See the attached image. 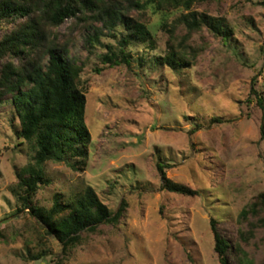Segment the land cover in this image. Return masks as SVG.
<instances>
[{
    "label": "rangeland",
    "instance_id": "obj_1",
    "mask_svg": "<svg viewBox=\"0 0 264 264\" xmlns=\"http://www.w3.org/2000/svg\"><path fill=\"white\" fill-rule=\"evenodd\" d=\"M119 4L154 39L153 46L129 47V65L100 61L105 45L118 47L119 36H106L95 19H71L47 30L57 47L83 66L91 140L80 168L45 163V183L32 202L48 209L54 195L68 197L89 186L113 215L122 202L123 210L113 223L82 232L64 253L16 199L18 174L33 162V151L15 133L10 94L2 95L0 264H220L212 219L229 245V264H237L236 246L251 264H264L259 216H241L264 193V0L194 3L192 10L230 29L226 42L206 27L189 32L177 21L186 11ZM94 29L103 35L91 48L86 40ZM8 31L1 26L0 37ZM171 45L191 59L188 68L157 63ZM158 163L167 165L168 179L198 194L162 190Z\"/></svg>",
    "mask_w": 264,
    "mask_h": 264
},
{
    "label": "trees",
    "instance_id": "obj_2",
    "mask_svg": "<svg viewBox=\"0 0 264 264\" xmlns=\"http://www.w3.org/2000/svg\"><path fill=\"white\" fill-rule=\"evenodd\" d=\"M124 1L138 9L152 6L161 12L183 10L187 13L177 21L184 22L189 32L206 27L225 42L231 36L230 29L221 20L192 10L198 0ZM71 19L85 22L95 19L107 30L106 36H119L118 47L105 45L107 51L100 56V61L111 67L129 65L130 46L146 43L153 46L154 42L147 26L125 14L119 0H0V27L6 24L10 28L0 37V96L10 94L19 126L15 133L19 139L30 143L33 151V162L18 174L16 199L64 253L79 243L82 232H92L101 224L113 223L124 206L122 202L113 215L89 186L68 197L54 195L48 209L32 202L40 185L45 183V163L65 162L78 169L85 164L91 140L80 76L83 66L68 58L47 32ZM101 35L102 29H94L86 42L93 48L95 43L100 44ZM157 63L179 71L188 68L191 59L171 45ZM258 103L263 108L261 98ZM219 121V118L212 120ZM261 136L264 138V125ZM166 168L163 163L157 164L162 190L184 196L198 194L196 190L168 179ZM247 214L259 216V224L264 227V193L241 211V216ZM210 224L219 263L229 264V245L218 232L215 220L212 219ZM234 251L237 264H251L240 246L234 247Z\"/></svg>",
    "mask_w": 264,
    "mask_h": 264
}]
</instances>
